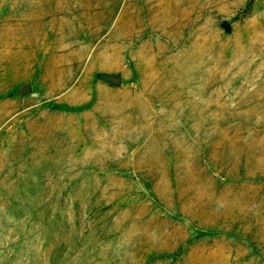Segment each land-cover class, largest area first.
<instances>
[{
  "label": "rangeland",
  "instance_id": "374dc122",
  "mask_svg": "<svg viewBox=\"0 0 264 264\" xmlns=\"http://www.w3.org/2000/svg\"><path fill=\"white\" fill-rule=\"evenodd\" d=\"M0 264H264V0H0Z\"/></svg>",
  "mask_w": 264,
  "mask_h": 264
},
{
  "label": "water",
  "instance_id": "95a60500",
  "mask_svg": "<svg viewBox=\"0 0 264 264\" xmlns=\"http://www.w3.org/2000/svg\"><path fill=\"white\" fill-rule=\"evenodd\" d=\"M30 88H29V86H27L26 88H24V90H29Z\"/></svg>",
  "mask_w": 264,
  "mask_h": 264
}]
</instances>
